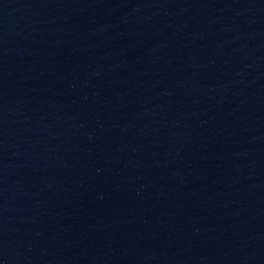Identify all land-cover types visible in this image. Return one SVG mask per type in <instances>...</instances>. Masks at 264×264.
Returning a JSON list of instances; mask_svg holds the SVG:
<instances>
[{"label": "water", "instance_id": "water-1", "mask_svg": "<svg viewBox=\"0 0 264 264\" xmlns=\"http://www.w3.org/2000/svg\"><path fill=\"white\" fill-rule=\"evenodd\" d=\"M0 264H264V0H0Z\"/></svg>", "mask_w": 264, "mask_h": 264}]
</instances>
